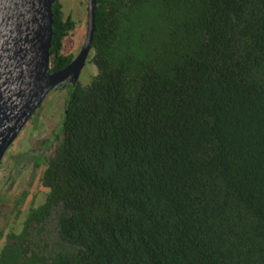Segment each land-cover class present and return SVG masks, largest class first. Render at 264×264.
Listing matches in <instances>:
<instances>
[{
    "label": "trees",
    "instance_id": "1",
    "mask_svg": "<svg viewBox=\"0 0 264 264\" xmlns=\"http://www.w3.org/2000/svg\"><path fill=\"white\" fill-rule=\"evenodd\" d=\"M96 2L46 200L0 264H264V0ZM53 12L50 72L82 23Z\"/></svg>",
    "mask_w": 264,
    "mask_h": 264
},
{
    "label": "water",
    "instance_id": "2",
    "mask_svg": "<svg viewBox=\"0 0 264 264\" xmlns=\"http://www.w3.org/2000/svg\"><path fill=\"white\" fill-rule=\"evenodd\" d=\"M56 0H0V160L47 94L79 79L91 50L96 0L88 1L87 35L79 56L50 72Z\"/></svg>",
    "mask_w": 264,
    "mask_h": 264
},
{
    "label": "flooded vegetation",
    "instance_id": "3",
    "mask_svg": "<svg viewBox=\"0 0 264 264\" xmlns=\"http://www.w3.org/2000/svg\"><path fill=\"white\" fill-rule=\"evenodd\" d=\"M88 1L86 6L78 2L76 15L81 19L84 10L88 14ZM76 83L70 79L47 94L0 160V251L11 243V233L24 229L32 209L46 200L45 173L63 141L70 88ZM47 220L30 225V239L39 243L44 227L54 229L55 214Z\"/></svg>",
    "mask_w": 264,
    "mask_h": 264
},
{
    "label": "rangeland",
    "instance_id": "4",
    "mask_svg": "<svg viewBox=\"0 0 264 264\" xmlns=\"http://www.w3.org/2000/svg\"><path fill=\"white\" fill-rule=\"evenodd\" d=\"M62 1H63V6L65 7L67 13H72L74 15L78 13L77 5H78L79 0H62ZM83 1L86 6L88 0H83ZM87 19H88V14L84 10L83 16H82V23L72 33L69 39H67L66 46H74L76 50L77 49L79 50L84 45L85 40H86V35H87Z\"/></svg>",
    "mask_w": 264,
    "mask_h": 264
}]
</instances>
